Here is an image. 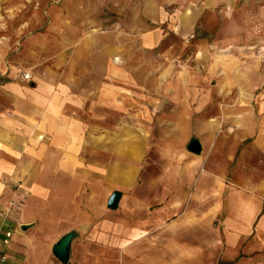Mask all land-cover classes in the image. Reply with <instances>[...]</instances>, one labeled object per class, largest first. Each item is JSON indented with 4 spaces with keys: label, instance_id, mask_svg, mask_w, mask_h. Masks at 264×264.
<instances>
[{
    "label": "rangeland",
    "instance_id": "374dc122",
    "mask_svg": "<svg viewBox=\"0 0 264 264\" xmlns=\"http://www.w3.org/2000/svg\"><path fill=\"white\" fill-rule=\"evenodd\" d=\"M58 6L15 2L12 29H28L17 41L40 36L59 43L61 20L43 14ZM82 6L77 23H86L87 34L68 36L71 63L86 74L111 43V111L98 115L94 133L106 135L109 192L122 198L110 211L106 197L81 186V220L108 219L137 231L124 264H247L249 256H264L252 229L242 231V241L227 242L229 195L222 189L264 204V0ZM192 141L199 154L187 150Z\"/></svg>",
    "mask_w": 264,
    "mask_h": 264
},
{
    "label": "crops",
    "instance_id": "0c3cea01",
    "mask_svg": "<svg viewBox=\"0 0 264 264\" xmlns=\"http://www.w3.org/2000/svg\"><path fill=\"white\" fill-rule=\"evenodd\" d=\"M23 1L0 0L5 23L0 33V264H61L51 250L69 232L78 235L68 264H124L137 231L108 219L95 224L80 217L81 186L87 185L91 195L100 192L106 204L119 192H109L106 135L101 140L94 133L98 115L111 111V43L103 44L91 70L78 73L68 36L87 34L86 23H77L84 0H58L57 10L43 12L61 20L56 44L40 36L17 41L16 35L28 29L14 31L10 18L14 3ZM222 189L229 195L224 200L227 242L242 241V231L251 229L254 242H264V204L234 197V188ZM248 258L247 264H264V256Z\"/></svg>",
    "mask_w": 264,
    "mask_h": 264
},
{
    "label": "water",
    "instance_id": "95a60500",
    "mask_svg": "<svg viewBox=\"0 0 264 264\" xmlns=\"http://www.w3.org/2000/svg\"><path fill=\"white\" fill-rule=\"evenodd\" d=\"M187 150L193 154H199L201 152L200 144L197 141H192ZM121 198V194L119 192H113L106 204V208L110 211H114L117 209L119 201ZM76 237L74 232H69L64 235L53 247H52V255L61 263L68 264L70 248L72 241Z\"/></svg>",
    "mask_w": 264,
    "mask_h": 264
},
{
    "label": "built area",
    "instance_id": "2783aa9c",
    "mask_svg": "<svg viewBox=\"0 0 264 264\" xmlns=\"http://www.w3.org/2000/svg\"><path fill=\"white\" fill-rule=\"evenodd\" d=\"M22 78H23V80H25V81H29V80H30V75H29L28 73H23V74H22Z\"/></svg>",
    "mask_w": 264,
    "mask_h": 264
}]
</instances>
